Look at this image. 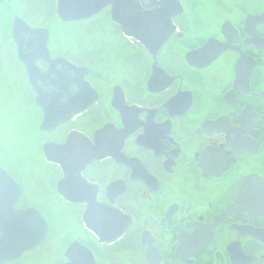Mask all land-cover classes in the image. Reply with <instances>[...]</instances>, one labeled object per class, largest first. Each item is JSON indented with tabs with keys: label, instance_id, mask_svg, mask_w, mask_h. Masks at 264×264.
Returning <instances> with one entry per match:
<instances>
[{
	"label": "flooded vegetation",
	"instance_id": "obj_1",
	"mask_svg": "<svg viewBox=\"0 0 264 264\" xmlns=\"http://www.w3.org/2000/svg\"><path fill=\"white\" fill-rule=\"evenodd\" d=\"M46 1L0 0V264H264V0H80L59 35Z\"/></svg>",
	"mask_w": 264,
	"mask_h": 264
},
{
	"label": "water",
	"instance_id": "obj_2",
	"mask_svg": "<svg viewBox=\"0 0 264 264\" xmlns=\"http://www.w3.org/2000/svg\"><path fill=\"white\" fill-rule=\"evenodd\" d=\"M69 3H71L69 5ZM79 3H83L80 0H59L58 6H57V15L58 17L64 21V22H71V21H78L79 19H85L92 17L93 15L97 14L100 9L107 3L105 2H98L97 7H79ZM71 6H74L75 8H71ZM18 22H15V25L20 23L21 27L27 32V33H33L38 32L40 29H32L26 26L21 20L16 19ZM47 34L48 32L46 30H42ZM1 172V171H0ZM2 173V172H1ZM3 177L8 178L4 173ZM2 258L6 257H14V250L13 251H3L2 252ZM22 251H18V256Z\"/></svg>",
	"mask_w": 264,
	"mask_h": 264
},
{
	"label": "rangeland",
	"instance_id": "obj_3",
	"mask_svg": "<svg viewBox=\"0 0 264 264\" xmlns=\"http://www.w3.org/2000/svg\"><path fill=\"white\" fill-rule=\"evenodd\" d=\"M45 1L35 0V2L37 3L44 2L47 4V1L46 2ZM26 13L28 14L27 20L30 23H32L35 26L46 25L54 35L64 34L65 32H62L64 29L65 30L67 29V31H72L73 28L75 27V25L60 27V24H62V22L59 20L56 10L49 6L45 11L30 10L27 11Z\"/></svg>",
	"mask_w": 264,
	"mask_h": 264
}]
</instances>
